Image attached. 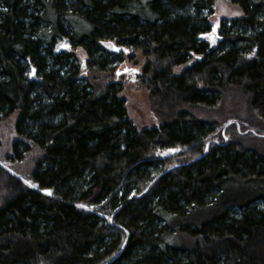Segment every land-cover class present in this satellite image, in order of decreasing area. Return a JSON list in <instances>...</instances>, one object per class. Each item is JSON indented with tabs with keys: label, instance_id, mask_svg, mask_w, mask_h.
<instances>
[{
	"label": "trees",
	"instance_id": "obj_1",
	"mask_svg": "<svg viewBox=\"0 0 264 264\" xmlns=\"http://www.w3.org/2000/svg\"><path fill=\"white\" fill-rule=\"evenodd\" d=\"M234 1L244 17L228 30L241 32L214 48L200 38L214 0H0V125L18 113L12 160L32 143L45 153L33 182L0 164V264H264V150L225 137L240 127L219 129L234 114L196 115L245 100L264 128V0ZM48 7L52 30L40 34ZM64 37L87 51L94 72L119 57L102 42L143 51L160 127L138 129L123 84L97 85L73 52L57 54ZM176 147L183 154L162 156ZM181 155L189 159L176 163Z\"/></svg>",
	"mask_w": 264,
	"mask_h": 264
},
{
	"label": "rangeland",
	"instance_id": "obj_2",
	"mask_svg": "<svg viewBox=\"0 0 264 264\" xmlns=\"http://www.w3.org/2000/svg\"><path fill=\"white\" fill-rule=\"evenodd\" d=\"M212 8L214 9L215 13L213 14L212 23L207 32H210L215 26H220L219 34L223 36V38L228 34L238 33L236 31L241 32L238 29L239 26H236V28H232L231 31L228 30L234 24V21L240 20L244 17V12L238 4H235L234 0H214V5L212 6ZM46 15L49 17V19L41 24L40 34L51 32L52 30L51 21L55 17L53 15L52 7H48ZM61 22L62 26L67 30L68 35H70L73 29L70 26V22L68 21V19L65 20L64 18H62ZM71 24L73 27L77 28L78 31H80L79 33L83 31V28H87L85 30H88L89 28L88 23L84 21V18L82 19L77 16H71ZM225 27L227 28V30H224ZM208 38L209 43H211L210 37ZM222 40L220 42H222ZM101 44L105 50L119 56L117 57V59H113L111 56L109 57L108 61L111 62L109 63V66L112 69L110 70V72L91 71L88 66L90 64V58L87 51H85L83 47L79 46L76 40L69 39V37L59 39L54 47V50L57 54H59L60 51L73 52V59L75 58L76 62L80 65L82 72L81 75L83 74L90 81L97 83V85H101L103 84V82L104 85L115 83L116 86H118V84L120 83L123 84L124 89L120 93V96L126 98L128 116L132 123H134V125L138 129L141 130L149 127H160L162 123L152 106L153 100L150 96V91L142 83L144 68L148 62L147 56H144L143 51L131 49L124 43H119L117 40H108L107 42H102ZM66 47H70V50L67 51L65 49ZM223 48H229L228 44L225 43V47L223 46ZM251 51L256 52V49L254 48ZM251 53L252 52H249L248 54ZM127 69L129 70V72L125 71ZM175 70L176 72L181 73L184 70V66L177 67ZM28 75L31 77H35L36 67H34L33 65H29ZM233 114L236 116L235 119L228 120L219 129L223 131V128L227 126L229 122L235 120L241 123L240 127L237 128V126L235 125L230 126L228 130H225V137H227L230 141L238 138V136L240 135H244L245 138L243 139V143L248 150H252V148H259L264 150V145L259 144H262L264 142H256L258 141V138L260 140L264 139V128L259 130L254 125V113L252 107L249 106L248 102H246L245 100L239 102L238 99L230 98L224 100L221 106L210 108L208 112L199 110L196 113L199 118L206 120H223V118L227 119L232 117ZM18 116V113L14 112L12 113V115H10V118L7 121L2 122L0 125V164L5 165L7 168H9V170L13 171L25 182H33L31 174L34 171L36 165L35 163L39 160V158H42L45 153L40 148H38L36 144L32 143L31 149L27 152L22 161L11 159V156L13 155L11 148L14 140L18 138L14 128ZM213 139L218 141L223 140L221 134L212 136L211 139L209 138V140ZM183 151L184 149L181 152L182 154ZM187 159L189 158H187L186 155L175 157L176 163L187 161ZM258 204L263 207L264 200L259 202ZM79 206L81 210L87 213L90 212L88 211L90 209V206ZM236 212H238V210H236L235 213Z\"/></svg>",
	"mask_w": 264,
	"mask_h": 264
},
{
	"label": "water",
	"instance_id": "obj_3",
	"mask_svg": "<svg viewBox=\"0 0 264 264\" xmlns=\"http://www.w3.org/2000/svg\"><path fill=\"white\" fill-rule=\"evenodd\" d=\"M219 30H220V26H215L210 32H207V34L201 35L200 38L204 39V38L210 37V39H211V43L210 44L215 48V47L218 46L220 41L223 39V36H221L219 34ZM65 49L67 51H69L70 47H66ZM125 71L129 72L128 69L125 70ZM209 147H210V144H208L205 154L208 152ZM181 150H182L181 147H176L175 149H168V150L162 152V156L163 155L173 156V155H175V153H177V152H179ZM44 192L49 194V195H51V193H52L51 190H44ZM124 246H125V244L123 245V249L125 248ZM117 256H118V254H117ZM117 256H115L112 260L116 259Z\"/></svg>",
	"mask_w": 264,
	"mask_h": 264
},
{
	"label": "flooded vegetation",
	"instance_id": "obj_4",
	"mask_svg": "<svg viewBox=\"0 0 264 264\" xmlns=\"http://www.w3.org/2000/svg\"><path fill=\"white\" fill-rule=\"evenodd\" d=\"M206 39H209L208 37ZM209 41V40H208Z\"/></svg>",
	"mask_w": 264,
	"mask_h": 264
}]
</instances>
